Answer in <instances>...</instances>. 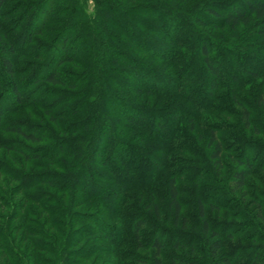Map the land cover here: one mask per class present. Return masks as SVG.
Wrapping results in <instances>:
<instances>
[{
    "label": "rangeland",
    "instance_id": "1",
    "mask_svg": "<svg viewBox=\"0 0 264 264\" xmlns=\"http://www.w3.org/2000/svg\"><path fill=\"white\" fill-rule=\"evenodd\" d=\"M184 1L186 4H183ZM202 1L204 0H3L0 5V264H152L155 251L151 248V242L155 232H179L180 222L183 220L186 231L179 240L185 243L178 249L166 246L157 257L161 259V264H170L169 256L174 253L197 264H225L224 259H228L231 264H251L254 260L255 264H264V116L256 101L258 96L264 100V75L252 82L249 80L241 90L234 93L235 100L247 108L249 125L245 127L241 110L231 104V99L228 100L231 92L226 89L219 92L217 110L204 115L207 125L219 128L217 139L225 145L224 148H229L232 144L233 150H226L221 155L219 164L210 158L205 129L195 130L201 136L197 146L202 154L199 158L194 157L195 153L188 155V149L186 152L173 153V156L186 164V171L183 170L185 174L189 177L194 175L196 180V185L189 182L176 183L182 209L177 224L172 222L173 211L167 207V185L163 180L155 188H144L142 193L138 192L136 204L139 201L141 206L152 203L158 215L152 217V224L141 227L135 235L124 230L130 226L124 217L128 213L121 211L116 213L120 214L118 217L112 216L98 202L84 201L77 192L52 189L42 182V179L51 180L54 176V182H60L59 177H68L69 172L79 169L81 158L78 160L79 157L71 154L67 158L57 156L58 154L51 159L33 157L40 153L41 156L52 147L51 151L56 154L61 142L77 140L78 136L70 132L64 133V130L69 131L71 125L86 121L91 114L87 113V108L93 105L95 99L85 95L90 90L88 85L94 76L91 70H117V67L122 70L120 74H125L115 77L120 80L122 88L132 87L136 83L135 66L138 56L134 53V45L125 41V36L119 29L125 25L126 11L164 5L167 11H177L180 14L178 20L183 21L190 13V6ZM42 10L45 11L43 15ZM148 13L142 22L147 25L155 23L152 14ZM191 18L192 16L189 20ZM253 26V23L239 26L238 31L233 32V36L229 38L222 33L213 32L210 27L181 31L179 35L184 41L189 40V43H196L199 36L210 38L213 34L217 36V42L225 39L224 41L230 42L241 40L240 43H243L246 40L243 38L247 37ZM159 28L166 36L174 35L173 29H167L164 23ZM132 33L136 36L135 32ZM117 37L121 40L124 38V45L117 42ZM212 38L215 40V36ZM57 43L64 44V50ZM261 43L264 44V39ZM110 48L115 49L117 54L132 59L135 63H127H133L134 67L126 64L115 65V68L111 66L113 69L109 67L106 54H109ZM64 53L76 56L73 62L58 68L66 85L69 82L75 84V89L55 87L43 82L46 71L53 70L58 57ZM259 55L264 56L263 49ZM4 59L13 68L14 86L24 99L21 102L14 100L11 78L3 69ZM148 61L140 62L156 65L154 61ZM252 66L257 72L262 70L260 61ZM158 68L165 70L168 66L159 65ZM113 72L108 73L113 75ZM239 75L243 74L239 72ZM107 89H111V84H108ZM125 98L134 101L136 97ZM145 98L148 97L142 96V101ZM82 105L85 108L83 112L80 109ZM46 109H51L50 114L56 120L55 126L45 116ZM78 109L77 114H73ZM103 111L106 112L107 109ZM117 115L114 114L118 117ZM60 116L64 117L57 118ZM109 119L116 124H123L119 118ZM19 124L23 130H35V134L44 141L29 143L12 133L11 128ZM79 134L80 138L87 137L84 132ZM19 150L28 157L21 156ZM62 150L69 152L70 149L64 147ZM115 153L120 155L117 148ZM84 154L86 157L85 152L81 156ZM237 154L242 159L248 156L251 166L239 165ZM92 159L91 162L96 164L98 158ZM177 170L180 172L181 169H173ZM235 171H248V175H244L243 188L234 180ZM26 182L33 183L28 187L30 189L23 187ZM23 191L24 194H21ZM25 196H43L45 199L36 206L26 203ZM109 197L112 201L115 198L111 194ZM196 197L202 198L203 204L213 202L218 206V210L204 211L207 236L201 231V221H197ZM116 205L113 201L114 212L117 211ZM139 208L145 217L150 213L143 207ZM82 218L87 221H80ZM92 218L103 223L106 228L112 226L114 233L106 236L98 233L92 224ZM76 220L79 221L74 223ZM214 230L220 234L218 242L221 248L212 251L209 242L216 241L210 237V232ZM174 235L170 234L168 238ZM34 247L39 249H33ZM44 248L47 254L39 253ZM4 252L9 258H6Z\"/></svg>",
    "mask_w": 264,
    "mask_h": 264
},
{
    "label": "trees",
    "instance_id": "2",
    "mask_svg": "<svg viewBox=\"0 0 264 264\" xmlns=\"http://www.w3.org/2000/svg\"><path fill=\"white\" fill-rule=\"evenodd\" d=\"M2 2L3 0H0V5ZM183 4H186V2L184 1ZM163 6H151L140 11L138 8L131 10L132 12L126 11L125 25L119 27L125 36V41L134 45V53L138 56L135 66L136 83L132 87L122 88L119 83L120 80L115 78L122 75L120 74L122 70L117 67V70H103L105 68H99L98 71L91 70L94 76L90 79L88 85L90 90L85 93L88 97L95 99L93 105L87 108V113L90 112L91 114L86 121L71 125L69 131L64 130V133L70 132L78 136L77 140L61 142L62 145L57 147L56 154L51 151L52 147L43 152L41 156H39L41 153L33 156L34 158L51 159L59 155H63L65 158L75 155L77 158L79 157L78 160L81 158L79 169L69 172L68 177H59L60 182H54L53 179H56V176L51 177V180L42 179L43 181H41L52 189H68L77 192L81 198H84V201L98 202L103 210L108 214H112V216L116 215L118 217L120 214L116 213L121 211L128 213L124 214V217L126 222L130 223V226L124 230L127 229V233L131 231L135 235L141 230V227H148V224H152V217L158 215L157 209L154 208L152 203L141 206L139 201V204H136V196L138 192L142 193L144 188H155L160 180H163L167 185L166 193L168 195L166 200L167 207L173 211L172 222L174 224L178 223V217L182 209L179 205L180 193L176 183L189 182L191 185H196V180L193 178L194 175L189 177L188 174H185L186 168L184 166L186 164L173 156V153L186 152V149H188V155L195 153L194 157L199 158L202 154L197 146L200 143L201 136L195 130L205 129L207 131V145L211 153L209 154L210 158L214 163L219 164L221 155L226 150L228 152L233 150L232 144L229 145L230 147L228 146L229 148H224L225 145L217 139L219 128L207 125L204 122V115L209 114L214 109L217 110L216 103L220 99L219 92L221 89H226L231 92L228 100L231 99V104L240 108L241 118L245 121L244 125L246 127L249 125L247 122L249 120L247 108L235 100L234 93L241 90L242 86L246 82L248 83L249 80L252 82L264 75V56L259 55V52L262 49L264 50V44L261 43V40L264 39V0H204L192 4L189 8L190 13L188 12V16L184 17L183 21L178 20L180 14L176 13L177 11H167L166 7ZM146 10L152 14L155 23L147 25L142 22L143 17L149 14ZM43 12L45 13L42 10L41 15H43ZM189 14L192 16L190 20ZM49 15L50 11L47 13V18ZM163 23L167 29H173V36H166L160 30L159 27ZM252 23L254 26L246 35L247 37L243 38L246 39L243 43H240L241 40L230 42L224 41L225 39L217 42L215 34L212 35V37L215 36V40L212 37L199 36L196 43H189V40L184 41L179 35L181 31L210 27L213 32L222 33L229 38L233 36V32L238 31L239 26H248ZM132 32H135L136 36L132 35ZM117 38V42L124 45V38H122L123 40ZM57 46L64 50V44L57 43ZM10 52H12V49H10ZM72 56L64 53L58 57L54 69L49 72L46 71L43 82L55 87L75 89V84L69 82L66 85L58 69L66 63L73 62L76 56ZM106 57H108L109 67L115 68V65L124 64L128 67H134L133 63L135 62L132 59L126 55L117 54L113 48H110ZM141 60H151L156 65L147 64L149 61L146 65L140 62ZM127 61L133 63L129 65ZM257 61L262 63L260 72L255 71L254 66H252ZM159 65H167L168 68L161 70L162 67L158 68ZM3 69L11 78L14 100L23 101L21 94L17 92V87L14 86L13 68L7 59H4ZM109 71H114V77L108 73ZM103 72H106L107 75L106 73L103 75ZM239 72L243 75L240 76ZM107 82L111 84L110 90L107 89ZM116 91L118 92L117 95L115 94ZM131 96L136 97L133 98L134 101L125 98ZM142 96L148 98L142 101ZM256 101L264 116V100L261 96H258ZM80 109L81 112L85 110L83 105ZM106 109L107 111L104 112L103 110ZM50 110L46 109L44 114L48 121L55 126L56 120L51 116ZM78 111L79 109L74 110L73 114H77ZM65 113H68V111ZM113 113L118 114V117L114 116ZM112 117L114 119L119 118L123 126L111 121L109 118ZM182 119L183 121H181ZM21 127L22 125L19 124L17 127L11 128L10 131L29 143L44 141L43 138L35 134V130H23ZM80 132H84L88 138L85 136V139H83V136L80 138ZM98 132L99 135H97ZM193 133L196 134L193 135ZM64 147L70 149L69 152H63ZM112 147H114L113 150ZM116 148L120 155L115 153ZM83 152L86 153V157L85 154L81 156ZM18 153L24 158L28 157L20 150ZM203 155H205L204 152ZM237 155L239 156V154ZM93 157L98 158L95 161L96 164L91 162ZM237 161L239 165L251 166L248 156L243 157V159L239 156ZM217 164L216 166H218ZM95 166L100 169L97 170ZM175 167H179L180 172L178 170L173 171ZM244 175L246 177L248 171L234 172V180L238 182L240 188L244 187ZM32 184L26 182L23 187L28 188ZM38 184L42 185L41 182H38ZM106 187L108 190H105ZM21 194H24V191ZM110 194L115 197L113 201L117 204L116 212L112 209L113 201L109 197ZM42 197L34 196L30 198L25 196L26 200L24 201L37 206L40 201L45 199ZM196 199L197 221H201V231L204 236H207L208 226L204 211L205 209L218 210V206H215L213 202L203 204L202 198L196 197ZM139 207H143L144 210H148L150 213L145 217V214L140 213ZM82 219L80 221H87L84 218ZM93 220L92 224L101 235L106 236L114 233L112 226L106 228L100 221ZM78 221L76 220L74 223ZM244 228L246 229V227ZM184 231H186L185 220L180 222L179 232H166L167 234H162L163 232L156 234L155 232L151 242V248L155 251V259L152 264H161V259L159 258V260L157 257L166 246L178 249L184 245L185 242L179 240L182 237L181 234L185 233ZM173 233L179 234L174 235ZM170 234L174 236L168 238ZM210 237L216 240L209 242L212 251L221 248L218 242L220 238L218 231L210 232ZM35 248L39 249V247L33 249ZM39 253L47 254L45 248L40 250ZM5 254L6 258H9L8 254ZM169 260L172 264H197L188 260V258L178 256L176 253L171 254ZM224 262L225 264H231L228 259H224ZM255 262L254 260L251 264H255Z\"/></svg>",
    "mask_w": 264,
    "mask_h": 264
}]
</instances>
